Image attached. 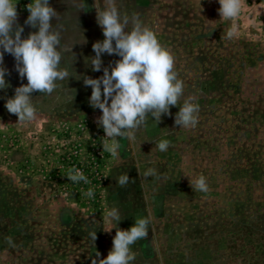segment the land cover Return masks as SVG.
<instances>
[{
  "label": "rangeland",
  "instance_id": "374dc122",
  "mask_svg": "<svg viewBox=\"0 0 264 264\" xmlns=\"http://www.w3.org/2000/svg\"><path fill=\"white\" fill-rule=\"evenodd\" d=\"M16 2L27 37L38 31L24 23L31 0ZM49 3L60 14L52 25L63 26L62 43H69L60 66L74 75L51 95L33 93L36 118L18 122L5 104L27 79L4 54L10 86L0 89V264H98L116 228L129 229L136 218L150 225L131 246L132 264H264V0H242L234 20L220 17L218 0H116L122 16H138L173 55L181 104L199 105L195 127L175 125L179 106L158 125L149 117L133 141H120L117 157L102 149V112L90 106L83 78H99L121 58L104 53L101 70H92V45L104 39L95 0H84L86 11L72 0ZM162 139L170 141L166 152L157 148ZM70 171L87 183H72ZM124 173L131 180L120 187L115 178ZM200 176L207 193L189 185ZM113 207L124 217L118 225L107 217Z\"/></svg>",
  "mask_w": 264,
  "mask_h": 264
},
{
  "label": "clouds",
  "instance_id": "9594fccd",
  "mask_svg": "<svg viewBox=\"0 0 264 264\" xmlns=\"http://www.w3.org/2000/svg\"><path fill=\"white\" fill-rule=\"evenodd\" d=\"M72 2L78 10H87L84 0ZM218 3V12L223 19L234 20L241 13L242 0H218ZM25 7L29 13L25 25L38 28V31L30 32L27 37L22 36L24 26L18 23L16 0H0V89L10 86L5 81L7 69L2 67L5 53L14 57L20 78L27 79V84L17 87L14 97L5 104L7 111L18 117V122L36 118L33 93L51 95L58 88V82L74 75L67 66H60L69 44L62 43L60 29L63 26L58 24L53 27L51 23L53 18L59 21L60 14L49 0H31ZM94 7L96 22L102 29L104 39L92 45L95 53L90 58L92 70H101V56L104 53L121 58L115 61L110 71L105 67L99 78H83L84 85L92 89L90 106L102 112L96 123L103 128V151L117 157L121 140L133 141L136 131L147 125L149 117L158 125L162 116L171 115V107L179 106L174 119L176 126L195 127L199 105L194 99L181 104L184 85L175 71L174 57L162 46L154 31L143 25L138 16H122L116 0H103L102 6L95 0ZM129 24L132 26L130 31ZM235 34L233 29L226 33V37L232 39ZM76 78L79 79L78 76ZM74 95L73 89L71 100ZM169 146L170 141L167 139L157 142L161 152H166ZM154 174V171L146 173ZM66 176L72 183H87V178L80 172L70 171ZM115 179L120 187L127 186L131 180L127 173ZM189 185L194 192L207 193L209 190L204 176L197 179L189 177ZM86 195L92 197L94 194L89 190ZM107 217L117 225L124 218L116 207L111 208ZM149 225L148 218H136L129 229L116 228L112 248L106 257L99 259L98 264H132L136 257L131 246L148 237ZM91 238L95 243L96 232L91 234ZM8 243L14 246L10 238ZM97 256L100 257L99 252Z\"/></svg>",
  "mask_w": 264,
  "mask_h": 264
}]
</instances>
